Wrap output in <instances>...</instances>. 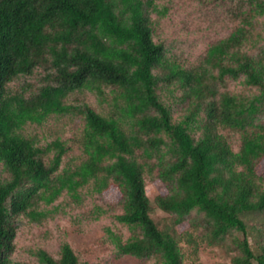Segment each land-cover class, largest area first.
<instances>
[{"label": "trees", "instance_id": "1", "mask_svg": "<svg viewBox=\"0 0 264 264\" xmlns=\"http://www.w3.org/2000/svg\"><path fill=\"white\" fill-rule=\"evenodd\" d=\"M163 1L0 0V264H25L12 258L22 218L42 223L63 194L79 204L84 190L119 195L113 217L131 232L110 234L120 255L184 264L182 243L206 244L232 253L231 264H264V0H222L237 25L190 66L154 39ZM85 92L111 110L68 102ZM68 114L83 120V156L65 167V141L22 130ZM147 175L163 186L155 203L173 233L151 216ZM32 255L83 264L69 243L58 257Z\"/></svg>", "mask_w": 264, "mask_h": 264}, {"label": "rangeland", "instance_id": "2", "mask_svg": "<svg viewBox=\"0 0 264 264\" xmlns=\"http://www.w3.org/2000/svg\"><path fill=\"white\" fill-rule=\"evenodd\" d=\"M161 4L166 5L169 11L160 18L152 14L155 23L154 39L162 41L168 49V54L185 66L196 64L209 45L227 36L237 25V20L232 14L234 5L228 1L164 0ZM41 75L37 72L31 77H22L11 85L17 88L25 80H40ZM72 101L86 102L104 113H108L112 108L111 103L101 102L94 93L85 92L71 96L68 102ZM82 127L83 120L80 116L51 115L41 125H26L22 133L39 139L43 144L56 138L65 141L68 151L63 166L66 167L79 162L83 156L79 143ZM229 139L233 149L238 150V135L231 133ZM262 166L264 168V161ZM154 177L155 175L146 176V192L153 207L151 216L161 230L173 233L177 228L173 225L171 215L155 203V198L163 191V186ZM82 194L83 200L79 204L75 203L69 194H63L54 203L57 210L42 223L22 218L12 258L25 264H36L32 251L45 249L58 257L61 246L69 243L83 264H153L152 261L118 254L110 234L114 233L126 240L131 232L113 217L115 213L121 212L119 195L116 192L101 196L84 190ZM102 209L106 212L100 211ZM250 240L257 251L253 237H250ZM182 244L185 251L184 264H231L232 253L220 246L202 244L194 252L186 243Z\"/></svg>", "mask_w": 264, "mask_h": 264}]
</instances>
